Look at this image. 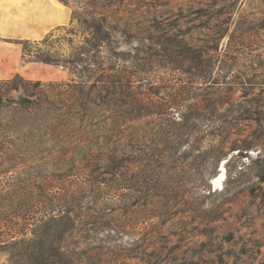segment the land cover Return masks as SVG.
Listing matches in <instances>:
<instances>
[{"label":"rangeland","instance_id":"rangeland-1","mask_svg":"<svg viewBox=\"0 0 264 264\" xmlns=\"http://www.w3.org/2000/svg\"><path fill=\"white\" fill-rule=\"evenodd\" d=\"M78 1L66 0L72 13L68 25L24 43L60 60L54 66L68 77L51 81H70L65 61L95 41ZM103 5L109 15L105 44L121 52L126 84L141 98L134 121L137 158L109 169L110 162L86 156L75 143L77 125L26 110L21 82L26 78L18 74L10 83L5 81L15 74L0 78V169H7L0 179L7 190L25 194L14 203L26 206L15 226H25L26 238L41 235L42 222L51 217L45 209L53 205L47 194L61 193L75 226L56 237L61 250L80 264H147L156 257L162 264H219L220 258L264 263L263 151L238 153L227 142L217 156L216 148L206 150L202 134L208 91L231 98V104L216 105L218 111L264 97V0ZM254 127L253 121H239L234 129L239 135L228 141L247 137ZM67 201L72 206L64 207ZM0 264H8L4 253Z\"/></svg>","mask_w":264,"mask_h":264},{"label":"trees","instance_id":"trees-1","mask_svg":"<svg viewBox=\"0 0 264 264\" xmlns=\"http://www.w3.org/2000/svg\"><path fill=\"white\" fill-rule=\"evenodd\" d=\"M61 1L67 4L66 0ZM104 1L115 5L121 0L78 1L86 8V27L87 30L92 31V38L95 41L89 45L88 49L80 47V50L70 60L65 61L69 64V66L66 64L63 66L70 70L72 76L70 81L42 82L21 78L26 92L22 100L26 103V110L30 113H51V120L62 121L60 119L62 117L72 127L77 125L74 134L77 146H82L86 156H97L99 159L110 162L109 169H114L117 167L114 166L116 162L118 164L119 161L124 160L126 162L135 161L137 158L139 148L135 139L137 131L134 121L140 117L136 107L141 98L137 92L133 91L132 84H126L124 66L118 64L120 57L117 55L121 52L109 49L105 44L107 26H104V23L109 15L102 11ZM22 57L23 59L27 57L24 59L26 62L36 61L61 65L58 58L42 55L39 50H29L24 44ZM15 76L5 82H13L15 78H18V74ZM201 77L206 81L204 75ZM230 102L231 98L225 93L214 94L208 91L205 95L203 111L205 127L202 134L206 141V150L216 148L214 152L220 156L222 147L228 142L230 149H239L238 153L242 150L261 148V152L263 151L261 155L264 156V97L245 98L246 106L241 109L233 110L229 106L218 111L215 108L218 104H231ZM108 104H112V108L103 107ZM106 120H110V124ZM241 120L253 121L255 127L247 137L228 141L233 134L239 135L234 129ZM175 141L177 139L172 140V142ZM6 171L7 169L1 168L0 177L5 176ZM4 180L0 179V253L6 255L7 263L80 264L68 250H61L56 237L60 233L70 231L75 226V220L66 214L68 211L63 209L60 203L61 197L57 196L61 193L47 194L50 195L53 205L47 206L45 215L51 217L42 222L44 230L41 235L34 233L33 237L26 238L25 226L21 225L19 228L15 226L17 219H24L26 206L14 207L15 201L20 200L25 194L21 190H7L6 183H3ZM65 195L64 197L68 200V194ZM73 196L74 194L69 193V197ZM67 205L72 206L69 201L64 207ZM41 221L36 220L35 223L39 224ZM36 224H33V227ZM120 227L126 228V226ZM120 227L118 232L123 231ZM147 264H162V262L156 257L154 261L151 260ZM175 264L204 263L183 260ZM219 264L237 263H226L220 258Z\"/></svg>","mask_w":264,"mask_h":264},{"label":"crops","instance_id":"crops-1","mask_svg":"<svg viewBox=\"0 0 264 264\" xmlns=\"http://www.w3.org/2000/svg\"><path fill=\"white\" fill-rule=\"evenodd\" d=\"M71 14L61 0H0V78L19 74L29 80L66 79L68 72L62 67L24 61L22 46L68 25Z\"/></svg>","mask_w":264,"mask_h":264}]
</instances>
